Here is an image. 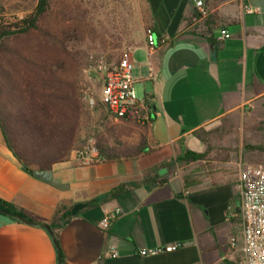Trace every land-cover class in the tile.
Masks as SVG:
<instances>
[{
	"label": "crops",
	"instance_id": "1",
	"mask_svg": "<svg viewBox=\"0 0 264 264\" xmlns=\"http://www.w3.org/2000/svg\"><path fill=\"white\" fill-rule=\"evenodd\" d=\"M144 1L156 46L143 32L130 53L145 71L139 80L155 85L144 95L155 150L135 160L91 154L80 164L56 163L54 177L68 186L60 189L24 169L0 128V199L35 221L0 213V264H59L43 224L68 209L72 219L54 231L62 264H240L244 257L241 184L249 164L190 166L209 162L203 132L222 121L234 127L250 119L264 132V0H204L207 17L196 0ZM223 30L229 38L220 39ZM187 152L204 156L186 161ZM169 245L179 247L142 254Z\"/></svg>",
	"mask_w": 264,
	"mask_h": 264
},
{
	"label": "trees",
	"instance_id": "2",
	"mask_svg": "<svg viewBox=\"0 0 264 264\" xmlns=\"http://www.w3.org/2000/svg\"><path fill=\"white\" fill-rule=\"evenodd\" d=\"M2 11L0 1V15ZM88 29L83 13L65 4L56 10L53 0H37L34 9L16 22L0 20V128L7 146L31 174L51 170L54 164L69 160L74 151L85 114L78 47L89 35ZM150 97H145L148 110L141 111L142 118L133 114L120 120L136 128L132 140L116 127L96 136L103 161L135 160L155 150L148 137L153 121ZM203 156L187 152L184 160ZM0 209L25 216L2 199ZM72 217L71 209L57 215L53 232ZM57 237L54 232L58 245Z\"/></svg>",
	"mask_w": 264,
	"mask_h": 264
},
{
	"label": "rangeland",
	"instance_id": "3",
	"mask_svg": "<svg viewBox=\"0 0 264 264\" xmlns=\"http://www.w3.org/2000/svg\"><path fill=\"white\" fill-rule=\"evenodd\" d=\"M0 1L4 6L0 20L2 18L7 24L29 14L37 3V0ZM64 4L85 15L90 32L78 47L85 114L70 158L80 164L79 153L88 155L91 144L96 146V136L106 132L107 128L113 131L116 127L123 137L131 140L137 135L135 127L115 121L100 105V78L95 72L89 73L87 70L93 64L92 56H104L108 62H116L130 52L139 35L147 33L148 19L144 0H53L56 10ZM142 72L145 73L141 66L134 65L133 78L139 99H143L149 89H155L152 80H139L138 76ZM89 98H94L95 107L89 105ZM203 134L209 142V153L206 156L209 162L194 163L190 166L192 169L219 170L225 166L221 162L229 158L264 167V132L258 130L256 125L253 126L250 119H245L234 127L222 121L219 125L205 130Z\"/></svg>",
	"mask_w": 264,
	"mask_h": 264
},
{
	"label": "built area",
	"instance_id": "4",
	"mask_svg": "<svg viewBox=\"0 0 264 264\" xmlns=\"http://www.w3.org/2000/svg\"><path fill=\"white\" fill-rule=\"evenodd\" d=\"M196 8L201 17H207L209 10L204 0L195 1ZM249 12L254 9L248 8ZM230 37L229 32L222 31L220 39ZM147 43L150 49L156 46L153 33L147 31ZM93 64L88 72L98 74L101 83L100 105L115 121L122 118H130L133 114L141 117L142 110H148L145 98L139 99L135 88L136 81L133 78L134 62L131 53H126L116 62H108L104 56L91 57ZM89 105L95 107L94 98L88 99ZM100 157L95 144H91L88 155ZM87 157L83 152L79 158ZM241 218L243 223L244 257L240 264H264V167L248 165L245 167L241 184ZM120 209L108 215L104 220V227H108L110 221L117 217ZM232 245H236V239H232ZM179 245H169L143 251V255L157 254L162 251L176 250Z\"/></svg>",
	"mask_w": 264,
	"mask_h": 264
},
{
	"label": "water",
	"instance_id": "5",
	"mask_svg": "<svg viewBox=\"0 0 264 264\" xmlns=\"http://www.w3.org/2000/svg\"><path fill=\"white\" fill-rule=\"evenodd\" d=\"M215 55L216 54L214 53L213 54V57ZM33 175L36 178H39L42 181H44L46 183H49V184H51V185H53V186H55L57 188L67 189V187H68L67 184L62 183L61 181L57 180L54 177V174H53V172L51 170H35L33 172ZM0 213L6 214V215L11 216V217H14V218H17L20 221L25 222V223H28V224H35V221H33V220H31V219L23 216V215H20V214H17V213H12V212H10L8 210L0 209ZM43 227L45 229H47L52 236L54 235V232H53L52 228L50 227V225L43 224ZM57 248H58V251H59V264H62V258H61V255H60V248H59L58 245H57Z\"/></svg>",
	"mask_w": 264,
	"mask_h": 264
}]
</instances>
